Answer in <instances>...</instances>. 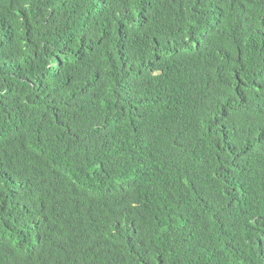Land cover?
I'll return each instance as SVG.
<instances>
[{
    "label": "trees",
    "instance_id": "1",
    "mask_svg": "<svg viewBox=\"0 0 264 264\" xmlns=\"http://www.w3.org/2000/svg\"><path fill=\"white\" fill-rule=\"evenodd\" d=\"M0 264H264V0H0Z\"/></svg>",
    "mask_w": 264,
    "mask_h": 264
}]
</instances>
